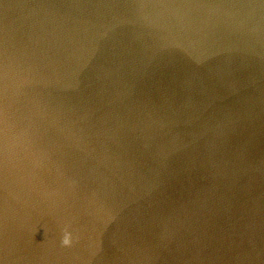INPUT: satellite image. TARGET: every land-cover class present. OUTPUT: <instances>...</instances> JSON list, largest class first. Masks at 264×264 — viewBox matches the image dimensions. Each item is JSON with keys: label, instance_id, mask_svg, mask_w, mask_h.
<instances>
[{"label": "water", "instance_id": "obj_1", "mask_svg": "<svg viewBox=\"0 0 264 264\" xmlns=\"http://www.w3.org/2000/svg\"><path fill=\"white\" fill-rule=\"evenodd\" d=\"M0 264H264V0H0Z\"/></svg>", "mask_w": 264, "mask_h": 264}, {"label": "clouds", "instance_id": "obj_2", "mask_svg": "<svg viewBox=\"0 0 264 264\" xmlns=\"http://www.w3.org/2000/svg\"><path fill=\"white\" fill-rule=\"evenodd\" d=\"M71 243H72L71 235H70V233L65 231L64 234H63L62 240H61V245L63 247H68V246L71 245Z\"/></svg>", "mask_w": 264, "mask_h": 264}]
</instances>
